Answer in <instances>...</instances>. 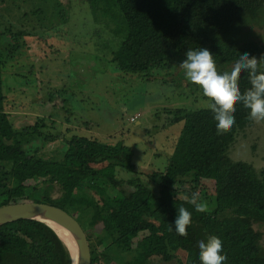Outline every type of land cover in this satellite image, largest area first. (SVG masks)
<instances>
[{
  "label": "trees",
  "instance_id": "16d2710c",
  "mask_svg": "<svg viewBox=\"0 0 264 264\" xmlns=\"http://www.w3.org/2000/svg\"><path fill=\"white\" fill-rule=\"evenodd\" d=\"M20 1L0 0V206L37 201L73 215L77 211L80 215L74 216L91 242L94 264H201L198 242L211 235L223 242L225 264H264V234L255 228L264 224V168L258 171L230 156L238 134L253 123L248 110L238 104L233 129L218 135L209 106L175 108L170 122H183V127L164 170L139 171L132 146L78 134L65 137L61 159L39 155L33 142L50 143L62 135L47 132L44 120L15 126L6 110L3 69L26 45V36L39 35L36 25L25 20L52 15V10L37 6L46 0H26L32 7L18 15ZM87 1L96 19L109 26L113 18L108 13L113 7L119 11L116 31L122 40L112 61L125 72L150 76L152 70L172 65L174 54L186 58L189 49H208L221 73L230 72L243 53L264 57L262 41L237 39L241 26L264 23V0ZM101 3L106 19L96 13ZM258 71H264V60L258 61ZM172 81L182 88V80ZM239 86L242 92L250 87L247 73L241 74ZM122 169L131 175L119 176ZM57 187L61 195L55 198ZM194 192L204 202L210 198L207 212H197L183 199ZM179 207L192 213L186 237L174 226ZM0 264L73 260L52 227L19 219L0 226Z\"/></svg>",
  "mask_w": 264,
  "mask_h": 264
},
{
  "label": "rangeland",
  "instance_id": "374dc122",
  "mask_svg": "<svg viewBox=\"0 0 264 264\" xmlns=\"http://www.w3.org/2000/svg\"><path fill=\"white\" fill-rule=\"evenodd\" d=\"M25 1L19 2L21 11L15 8L18 15L32 7ZM36 4L51 8L52 15L46 12L40 19L25 20L28 26L36 25L39 35L26 36V45L3 69L6 110L15 126L44 120L47 132L61 134L54 142L32 143L33 149L40 148L37 154L51 159H61L65 137L78 134L132 146L139 171L164 170L183 127V122H170L172 111L178 107L209 106L202 91L186 79L179 65L187 57L174 54L172 65L165 70L154 69L150 76L125 72L112 61L122 40L116 31L121 19L117 8L108 13L113 18L109 26L96 19L87 0H46ZM102 7L103 3L96 10L101 19L105 18ZM237 39L264 43V23L241 26ZM171 79L182 80V88L178 90ZM230 156L251 163L258 171L264 168V121L253 122L238 134ZM129 175L126 170L119 171L121 177ZM82 190L90 195L87 187ZM52 195L59 197L61 190L57 187ZM74 215L80 214L75 211ZM80 220L85 223L83 218ZM255 228L264 234V224Z\"/></svg>",
  "mask_w": 264,
  "mask_h": 264
},
{
  "label": "clouds",
  "instance_id": "9594fccd",
  "mask_svg": "<svg viewBox=\"0 0 264 264\" xmlns=\"http://www.w3.org/2000/svg\"><path fill=\"white\" fill-rule=\"evenodd\" d=\"M186 59L179 65L188 81L197 86L209 101V108L214 113L218 135L229 133L236 124L237 105L242 104L248 110V119L255 123L264 121V71H258L257 59L249 53H243L235 62L230 72L221 73L213 54L206 48L189 49ZM247 73L250 87L241 91L239 79ZM199 213L207 212L208 205L201 200L198 192L191 197H183ZM192 224V213L185 207L178 208L174 221L178 235L186 237L187 229ZM201 264H225L228 256L224 253L223 242L216 235L198 242Z\"/></svg>",
  "mask_w": 264,
  "mask_h": 264
},
{
  "label": "water",
  "instance_id": "95a60500",
  "mask_svg": "<svg viewBox=\"0 0 264 264\" xmlns=\"http://www.w3.org/2000/svg\"><path fill=\"white\" fill-rule=\"evenodd\" d=\"M19 219H34L52 227L68 248L73 264H94L91 242L82 223L72 213L62 207L37 201L0 206V226ZM59 226L72 238L65 235Z\"/></svg>",
  "mask_w": 264,
  "mask_h": 264
},
{
  "label": "bare ground",
  "instance_id": "6f19581e",
  "mask_svg": "<svg viewBox=\"0 0 264 264\" xmlns=\"http://www.w3.org/2000/svg\"><path fill=\"white\" fill-rule=\"evenodd\" d=\"M59 229H60L65 235H67L69 238H72V237L69 235V233H68L65 229H63V228L60 227V226H59Z\"/></svg>",
  "mask_w": 264,
  "mask_h": 264
},
{
  "label": "built area",
  "instance_id": "2783aa9c",
  "mask_svg": "<svg viewBox=\"0 0 264 264\" xmlns=\"http://www.w3.org/2000/svg\"><path fill=\"white\" fill-rule=\"evenodd\" d=\"M136 117H132V120H135Z\"/></svg>",
  "mask_w": 264,
  "mask_h": 264
}]
</instances>
